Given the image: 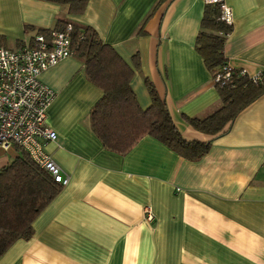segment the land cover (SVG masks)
<instances>
[{
  "label": "crops",
  "instance_id": "1",
  "mask_svg": "<svg viewBox=\"0 0 264 264\" xmlns=\"http://www.w3.org/2000/svg\"><path fill=\"white\" fill-rule=\"evenodd\" d=\"M223 2L232 18L226 62L248 74L264 69V0ZM204 4L88 0L74 15L49 0H0V46H28L58 20L90 26L131 67L138 54L130 85L142 109L150 105L148 79L181 136L206 141L184 119L220 106L194 48ZM39 77L55 92L45 122L57 138L45 150L69 180L36 216L31 237L14 241L0 264H264V93L190 161L147 135L125 154L105 149L89 127L102 92L78 57ZM145 206L152 222L143 218Z\"/></svg>",
  "mask_w": 264,
  "mask_h": 264
},
{
  "label": "trees",
  "instance_id": "2",
  "mask_svg": "<svg viewBox=\"0 0 264 264\" xmlns=\"http://www.w3.org/2000/svg\"><path fill=\"white\" fill-rule=\"evenodd\" d=\"M49 1L66 4L68 12L77 15L88 0ZM219 5L205 2L194 48L211 74L220 106L203 118L184 116L192 128L209 136L206 141H188L181 136L164 100L148 79L144 83L150 105L145 109L139 106L130 85L134 69L140 67L137 53L132 56L133 68L90 26L57 21L51 30L72 25V55L82 60L86 79L102 92L90 110L89 127L105 149L125 154L147 135L187 160H198L208 151L211 139L224 132L243 108L264 93V81L253 83L237 71L227 79L215 80L228 64L224 43L232 30L231 24L221 20ZM51 30L39 29L36 34L47 36ZM16 149L19 154L0 167V256L14 241L31 237L34 219L62 187L24 150Z\"/></svg>",
  "mask_w": 264,
  "mask_h": 264
},
{
  "label": "built area",
  "instance_id": "3",
  "mask_svg": "<svg viewBox=\"0 0 264 264\" xmlns=\"http://www.w3.org/2000/svg\"><path fill=\"white\" fill-rule=\"evenodd\" d=\"M206 1L218 2L221 20L232 25L231 11L223 0ZM71 29L72 25L67 23L62 29L51 30L47 36L36 34L28 46L16 49L0 46V148L24 150L62 186L68 183L69 177L45 150L46 144L57 138L56 132L45 122L46 110L55 92L42 83L39 76L72 55ZM235 71L253 83L264 81V69L248 74L245 69H235L228 64L215 80L227 79ZM143 218L148 222L154 220L150 206L143 208Z\"/></svg>",
  "mask_w": 264,
  "mask_h": 264
},
{
  "label": "rangeland",
  "instance_id": "4",
  "mask_svg": "<svg viewBox=\"0 0 264 264\" xmlns=\"http://www.w3.org/2000/svg\"><path fill=\"white\" fill-rule=\"evenodd\" d=\"M17 154H19V150L14 147H11L7 151L0 148V163L11 161Z\"/></svg>",
  "mask_w": 264,
  "mask_h": 264
}]
</instances>
